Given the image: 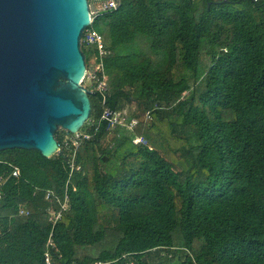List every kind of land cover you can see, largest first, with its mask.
Instances as JSON below:
<instances>
[{
    "label": "trees",
    "instance_id": "16d2710c",
    "mask_svg": "<svg viewBox=\"0 0 264 264\" xmlns=\"http://www.w3.org/2000/svg\"><path fill=\"white\" fill-rule=\"evenodd\" d=\"M92 28L105 105L139 125L102 144L92 92L70 176L65 149L0 151V264H45L42 190L69 196L54 264H264V0H123ZM81 49L89 67L97 51Z\"/></svg>",
    "mask_w": 264,
    "mask_h": 264
},
{
    "label": "water",
    "instance_id": "95a60500",
    "mask_svg": "<svg viewBox=\"0 0 264 264\" xmlns=\"http://www.w3.org/2000/svg\"><path fill=\"white\" fill-rule=\"evenodd\" d=\"M90 22L87 0H0V151L63 156L56 131L89 119L81 38Z\"/></svg>",
    "mask_w": 264,
    "mask_h": 264
},
{
    "label": "built area",
    "instance_id": "2783aa9c",
    "mask_svg": "<svg viewBox=\"0 0 264 264\" xmlns=\"http://www.w3.org/2000/svg\"><path fill=\"white\" fill-rule=\"evenodd\" d=\"M253 1L258 2L259 0ZM122 2L123 0H87L91 22L90 26L83 32L81 38V45L84 43L89 47H94L97 51L96 57L93 58L89 67L86 66L84 76L81 80L82 85L89 93L98 92L101 94L103 111L100 119L101 121H105L107 123L109 133H117L118 135H120V130L134 132L139 125V120L134 117H128L123 111L114 110L105 105L106 97L108 96V76L105 72L103 58L106 51L103 36L92 28V23L95 18L102 13L117 10ZM92 126L93 122H90L88 124L89 128L82 130L81 127L75 133H69L64 130L65 134L63 136L62 145H58V150L63 152L62 149H65L68 152V161L70 165L69 176L76 168L75 159L78 146L82 140H89L92 137L88 131ZM132 142L133 144L146 143L143 136L134 137ZM9 167L11 168L9 177L18 178L20 176V169L13 165H9ZM5 181V177L0 178V198L2 195L1 186ZM42 192L44 194V200L48 204L45 208V214L51 224V230L46 241L44 262L45 264H54L52 261V250H56L57 248L53 237V230L56 224L61 220L64 212H66L69 208V196L67 194V190L62 199L57 197L55 192L52 190H42ZM22 213L26 212L21 211V214ZM94 264H110V262H98Z\"/></svg>",
    "mask_w": 264,
    "mask_h": 264
},
{
    "label": "rangeland",
    "instance_id": "374dc122",
    "mask_svg": "<svg viewBox=\"0 0 264 264\" xmlns=\"http://www.w3.org/2000/svg\"><path fill=\"white\" fill-rule=\"evenodd\" d=\"M60 129V128H59ZM62 130V129H61ZM64 131V130H63ZM122 135H118L117 133H110L106 138L105 140L103 141L102 144L106 145H110V146H113L116 142V140H118L119 138L121 139ZM146 141V139H145Z\"/></svg>",
    "mask_w": 264,
    "mask_h": 264
}]
</instances>
